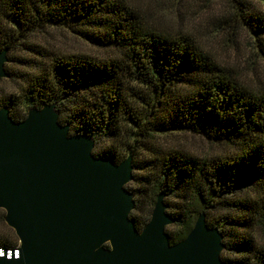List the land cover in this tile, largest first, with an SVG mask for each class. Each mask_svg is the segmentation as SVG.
<instances>
[{
	"label": "trees",
	"instance_id": "obj_1",
	"mask_svg": "<svg viewBox=\"0 0 264 264\" xmlns=\"http://www.w3.org/2000/svg\"><path fill=\"white\" fill-rule=\"evenodd\" d=\"M221 7L219 23L228 37L248 29L255 53L264 58V10L248 0H221ZM0 12L9 24L7 30L0 26V50L37 29L63 26L110 51L101 58L54 57L17 95L21 110L55 103L58 122L70 134L90 136L92 154L114 163L122 160L119 152L99 146L121 136L131 153L148 151L157 135L177 130L217 143L221 151L206 157L160 148L149 202L160 191L179 194L176 205L164 201L175 226L165 230L170 244L204 212L207 225L222 235L224 262L248 264L252 256L250 264H264L263 247L255 249L247 234L255 227L264 236V89L246 87L188 33L156 28L128 0H0ZM11 103L0 102V108L22 120ZM126 189L135 204L129 219L141 229L148 220L139 214L145 190L132 189L131 182ZM16 246L0 242V249Z\"/></svg>",
	"mask_w": 264,
	"mask_h": 264
},
{
	"label": "water",
	"instance_id": "obj_2",
	"mask_svg": "<svg viewBox=\"0 0 264 264\" xmlns=\"http://www.w3.org/2000/svg\"><path fill=\"white\" fill-rule=\"evenodd\" d=\"M7 51L0 50V80L8 77ZM93 146L58 122L55 103L28 109L20 121L0 108V210L18 240L16 255L0 249V264H228L222 235L204 212L170 244L165 227L173 219L162 191L137 229L126 189L132 153L114 163L94 156Z\"/></svg>",
	"mask_w": 264,
	"mask_h": 264
},
{
	"label": "rangeland",
	"instance_id": "obj_3",
	"mask_svg": "<svg viewBox=\"0 0 264 264\" xmlns=\"http://www.w3.org/2000/svg\"><path fill=\"white\" fill-rule=\"evenodd\" d=\"M128 2L156 28L166 31L179 29L188 33L218 63L230 68L246 87L252 90L264 89V58L255 53L252 34L248 29L244 28L236 39L232 40L221 28L219 23L221 0H128ZM248 2L255 9L264 10V0H248ZM0 26L4 30L9 28L1 12ZM9 43L11 48L7 51V61L4 64L8 77L0 80V102H12L11 110L22 115H25V111L20 109L17 95L40 70L44 71L50 66L54 57L82 54L101 58L110 53L109 50L97 47L74 35L63 26H45L25 37L14 38ZM99 148L117 150L122 160L129 152L123 136L109 144H101ZM160 148L181 151L197 157H206L221 151V146L217 143L208 140L199 132L188 130L157 135L150 150L133 151L132 175L136 176V181L130 182L132 189L145 190L142 191L139 214L147 216V219L153 207L149 202L151 181L154 177L151 166L154 164L153 157L158 156L157 152ZM164 201L169 206L176 205L180 202V196L177 193L176 197H165ZM166 208L169 212V208ZM215 214L213 213L212 216H216ZM3 216L4 211L0 210V242L6 241L9 245L18 246V240L13 231L5 225ZM174 227L171 224L166 226L165 230L171 231ZM247 234L252 239L253 245L255 244V249L261 247L264 249V236L257 228H250ZM17 246L13 248L16 249ZM226 255L237 260L241 257L231 251H227ZM252 261L251 256L248 264Z\"/></svg>",
	"mask_w": 264,
	"mask_h": 264
},
{
	"label": "built area",
	"instance_id": "obj_4",
	"mask_svg": "<svg viewBox=\"0 0 264 264\" xmlns=\"http://www.w3.org/2000/svg\"><path fill=\"white\" fill-rule=\"evenodd\" d=\"M13 252H14V255H16V250L13 248ZM7 255H8V253H7Z\"/></svg>",
	"mask_w": 264,
	"mask_h": 264
}]
</instances>
